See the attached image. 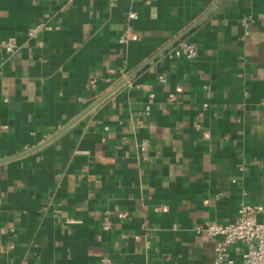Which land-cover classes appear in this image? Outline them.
I'll return each mask as SVG.
<instances>
[{
	"label": "crops",
	"instance_id": "obj_1",
	"mask_svg": "<svg viewBox=\"0 0 264 264\" xmlns=\"http://www.w3.org/2000/svg\"><path fill=\"white\" fill-rule=\"evenodd\" d=\"M10 39L0 264H214L194 229L264 206V0H0Z\"/></svg>",
	"mask_w": 264,
	"mask_h": 264
},
{
	"label": "built area",
	"instance_id": "obj_2",
	"mask_svg": "<svg viewBox=\"0 0 264 264\" xmlns=\"http://www.w3.org/2000/svg\"><path fill=\"white\" fill-rule=\"evenodd\" d=\"M116 1V0H111ZM134 2L135 0H128ZM135 13L129 14V20L136 19ZM245 22V21H244ZM246 23V22H245ZM42 26H38L30 31L31 36H35ZM129 30V28H128ZM121 42H125V38H121ZM2 50L7 54H13L17 50V43L14 39L2 42L0 45ZM198 50L194 44H186L180 48L173 50L169 54L171 59L193 60L197 57ZM160 81L165 83L164 77H160ZM154 95H150L152 100ZM173 98V96H171ZM150 105L146 106L145 114L150 115ZM150 143L149 140H143L140 144V150L146 152ZM264 215L263 205H243L238 210V218L231 224H218L208 222L204 225L197 226L194 232L197 235H207L215 241L216 258L214 264H233L234 260L230 256V248L235 244L241 243L246 246L244 252L243 264H264V219L259 216ZM120 219H125L126 214H119ZM111 229L110 222L103 225V230ZM99 264H109L107 258H102Z\"/></svg>",
	"mask_w": 264,
	"mask_h": 264
},
{
	"label": "water",
	"instance_id": "obj_3",
	"mask_svg": "<svg viewBox=\"0 0 264 264\" xmlns=\"http://www.w3.org/2000/svg\"><path fill=\"white\" fill-rule=\"evenodd\" d=\"M124 84V83H123ZM123 84H121V85H119L118 87H116L115 89H113L110 93H108V94H106L103 98H101L99 101H97L96 102V104L94 105V106H92L87 112H89V111H91L92 109H94L95 107H97L101 102H103L106 98H108L112 93H114L116 90H118ZM86 112V113H87ZM85 113V114H86ZM84 115V114H83ZM82 117V116H81ZM80 117V118H81ZM80 118H78L77 120H79ZM77 120L76 121H74V122H72L68 127H66V128H64L63 130H62V132L63 131H65L67 128H69L70 126H72L75 122H77ZM34 151V150H33ZM9 161V159H2V160H0V165L1 164H4V163H6V162H8Z\"/></svg>",
	"mask_w": 264,
	"mask_h": 264
}]
</instances>
